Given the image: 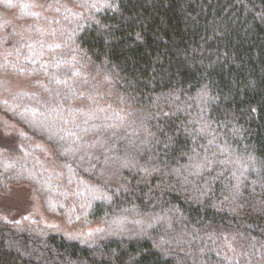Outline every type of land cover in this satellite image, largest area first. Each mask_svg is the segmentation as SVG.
I'll list each match as a JSON object with an SVG mask.
<instances>
[{
	"label": "trees",
	"instance_id": "obj_1",
	"mask_svg": "<svg viewBox=\"0 0 264 264\" xmlns=\"http://www.w3.org/2000/svg\"><path fill=\"white\" fill-rule=\"evenodd\" d=\"M3 73L54 166L15 144L0 191L82 232L0 209V264H264V0H0Z\"/></svg>",
	"mask_w": 264,
	"mask_h": 264
},
{
	"label": "rangeland",
	"instance_id": "obj_2",
	"mask_svg": "<svg viewBox=\"0 0 264 264\" xmlns=\"http://www.w3.org/2000/svg\"><path fill=\"white\" fill-rule=\"evenodd\" d=\"M12 12L14 13V11L5 12L7 18H9L13 24L12 37L10 38L16 46L22 48L21 39L24 36L25 31H22L18 27H23L20 24L28 25L32 22V20H25L20 17L19 19L21 22L16 24L13 19ZM6 52L9 53V55L5 58H12V54L8 52V49H6ZM36 90V86L31 87V82L26 81L22 77L10 76L6 73L0 75V101L4 100V98L10 93L19 91L34 92ZM14 119L8 117L5 113L0 111V152L8 154L17 149L15 144H26L28 147L27 153L29 155L35 159L44 160L46 165L53 167L52 148L42 139L32 138L28 143H25V141L18 138V141L12 143L13 135L17 132L19 134L23 132L20 125H18L19 123H17ZM2 167H4V165H2ZM0 192H3L0 195L2 218H26L47 226L60 225L61 231L65 235L75 237L76 235L81 234L82 230L78 225L75 223H62L60 216L55 213V210L51 207H44V205L48 206L47 202L49 199L42 202L38 193L30 184H28V182L22 181L10 184L6 191ZM96 227L97 224L95 221L94 223L86 226V229L88 231H92L93 229H96Z\"/></svg>",
	"mask_w": 264,
	"mask_h": 264
}]
</instances>
